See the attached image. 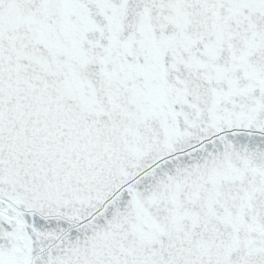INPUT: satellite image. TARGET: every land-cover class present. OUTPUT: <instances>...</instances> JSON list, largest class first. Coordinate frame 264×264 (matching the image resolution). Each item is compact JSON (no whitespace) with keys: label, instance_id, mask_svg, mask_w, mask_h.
<instances>
[{"label":"snow or ice","instance_id":"6c2138e0","mask_svg":"<svg viewBox=\"0 0 264 264\" xmlns=\"http://www.w3.org/2000/svg\"><path fill=\"white\" fill-rule=\"evenodd\" d=\"M0 264H264V0H0Z\"/></svg>","mask_w":264,"mask_h":264}]
</instances>
